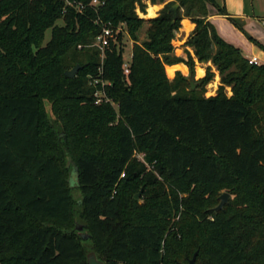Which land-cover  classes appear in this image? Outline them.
I'll use <instances>...</instances> for the list:
<instances>
[{
    "label": "trees",
    "instance_id": "16d2710c",
    "mask_svg": "<svg viewBox=\"0 0 264 264\" xmlns=\"http://www.w3.org/2000/svg\"><path fill=\"white\" fill-rule=\"evenodd\" d=\"M93 1L0 0V264H88L89 249L104 264H185L197 252L206 264H264V66L218 36L209 7L227 14L216 0H151L165 7L150 20L137 14L144 0ZM186 18L196 25L187 45L220 74L215 96L166 74L185 63L194 79L192 56L173 46ZM106 25L123 30L102 61L95 42ZM214 77L207 68L199 86ZM94 78L110 83V103L95 104ZM45 100L54 123H44ZM223 192L229 202L216 212Z\"/></svg>",
    "mask_w": 264,
    "mask_h": 264
},
{
    "label": "crops",
    "instance_id": "0c3cea01",
    "mask_svg": "<svg viewBox=\"0 0 264 264\" xmlns=\"http://www.w3.org/2000/svg\"><path fill=\"white\" fill-rule=\"evenodd\" d=\"M216 3L220 8L225 9L227 14L220 15L214 7H209L210 15L208 21L214 26L218 36L227 44L238 49L246 59L257 58L259 65L264 66L263 48L249 38L255 39L264 47V30H261L259 26L262 24L264 27V9L259 5L258 0H216ZM144 4L146 6L145 12H142L138 7L137 14L140 13V18L145 20L158 17L165 7V4L161 3L152 4L151 0H145ZM151 12H153V15H151ZM230 18L238 19L243 24L245 33L236 27ZM195 28L196 25L190 19L186 18L182 21V27L176 33V38L173 41L174 53L177 57L184 60H188L189 54L192 56L196 64L195 75L197 79H202L209 67L212 72L216 73L217 79L219 77L218 71L212 62L200 63L195 56L193 48L187 45V41L195 31ZM166 71L170 78L175 77L177 73H181L185 77L190 74V70L185 63L166 65Z\"/></svg>",
    "mask_w": 264,
    "mask_h": 264
},
{
    "label": "rangeland",
    "instance_id": "374dc122",
    "mask_svg": "<svg viewBox=\"0 0 264 264\" xmlns=\"http://www.w3.org/2000/svg\"><path fill=\"white\" fill-rule=\"evenodd\" d=\"M145 1V0H144ZM144 1H143V3H144ZM258 3H259V5L260 6H262V8L264 9V0H258ZM140 8V7H139ZM139 15V17H140V13L138 14ZM142 15V14H141ZM151 15H153V12H151ZM144 18V17H143ZM58 25H63V21H59L58 22ZM260 27H261V30H264V27L262 26V24H260L259 25ZM148 27H149V25L148 24H145L142 28H141V30L138 32V37H139V41L140 42H143V41H145L146 39H147V34H146V32H147V30H148ZM181 27H182V24H181ZM179 32V31H178ZM177 33V32H176ZM176 33H175V38H176ZM51 39V30H48L47 31V33H46V38H45V44L49 41ZM189 41V40H188ZM188 41H187V43H188ZM132 45H133V42L131 41V39L129 38V36L128 35H126L125 34V38H124V57H125V61H127L129 58H130V56L132 55ZM173 46H174V44H173ZM192 48V47H191ZM194 50V49H193ZM214 73V72H213ZM166 74H167V76H168V72L166 71ZM215 74V77L213 78V80L209 83V84H207L206 86H204V87H200L199 86V81L201 80V79H197L196 78V75L194 76V79H192V78H190V74H189V76H186L187 78H189L190 80H192V81H194V83H195V87L194 88H192V87H190L187 91L188 92H190V91H196V90H198V95L200 94V95H204V96H206V97H212V96H215L216 94H217V92H218V87L221 85V77H220V74H219V72H218V78L216 79V73H214ZM205 77V76H204ZM203 77V78H204ZM168 78L171 80V81H173L175 78H176V76L175 77H173V78H170L169 76H168ZM187 92V93H188ZM227 93L230 95V93H231V90L230 89H228L227 90ZM52 102L51 101H48V100H45L44 102H43V111H44V123L45 122H47V123H54L55 121H56V117H55V115H54V113H53V110H52ZM56 125V135L58 134L59 135V137L61 138V140H63V144H64V146L65 147H67V143H68V136H67V133L65 132V131H63L61 128H60V126L58 125V123H55ZM48 131V130H47ZM62 143H59V144H57V147H58V149H59V147H60V145H63ZM68 148V147H67ZM66 148V149H67ZM138 159H140L141 161H143L146 165H147V167H148V169H152V166H150L147 162H146V160L143 158V156L142 155H138ZM62 160H63V162H64V164L66 163V158L65 157H63L62 158ZM141 191H143V190H140V192ZM223 193H227V192H223ZM222 193V194H223ZM81 197H82V195H81V192L79 191V190H74L73 191V198H74V201L76 202V205H77V202L81 199ZM229 202V201H228ZM219 204H220V201H219ZM218 204V205H219ZM217 205V206H218ZM76 210L77 211H80V209L78 208V206H76ZM230 215V214H229ZM92 250L91 249H89L88 250V253H90ZM193 258V255L190 257V260ZM185 264H188V262L186 261V262H184ZM196 264H206V263H203L202 261H199V260H197V262H196Z\"/></svg>",
    "mask_w": 264,
    "mask_h": 264
},
{
    "label": "water",
    "instance_id": "95a60500",
    "mask_svg": "<svg viewBox=\"0 0 264 264\" xmlns=\"http://www.w3.org/2000/svg\"><path fill=\"white\" fill-rule=\"evenodd\" d=\"M179 8H180V6L178 4H176L169 11L173 15L174 20H177V18H178ZM81 69H82V67L80 65H78L74 69H72L71 71L66 72V76L70 79H73L76 77V75L79 73V71ZM190 84H191L192 88H194L196 86L194 81H192V80H190ZM68 167L71 168L70 179H69L70 187L73 189H76L79 187L78 171L75 167L72 166V161L70 158L68 159ZM141 195H142V191L138 195H136V199H139L141 197ZM229 199H230V194L223 193L220 196V204L214 210L216 212L222 210L224 208V206L228 203ZM76 229L80 233V236L83 240L90 239V235L88 233L84 232V227L82 225L77 224ZM197 255H198V252L195 253L194 257L191 260H189L188 264H196ZM87 263L88 264H104V262L98 258L97 254L94 250H92L90 253L87 254Z\"/></svg>",
    "mask_w": 264,
    "mask_h": 264
},
{
    "label": "built area",
    "instance_id": "2783aa9c",
    "mask_svg": "<svg viewBox=\"0 0 264 264\" xmlns=\"http://www.w3.org/2000/svg\"><path fill=\"white\" fill-rule=\"evenodd\" d=\"M98 1L94 0L93 1V5H97ZM263 25H264V21H263ZM123 29L120 27H118L117 29H114L111 25H106L103 27L102 29V33L97 37L96 42H95V46L99 47L100 50L102 51V61L104 60V52L105 49L107 47H109L111 45V43H116L117 39H118V35L119 33L122 31ZM131 57L125 61V64L123 66L124 69V73L126 75H128L130 73V62H131ZM249 64L251 65H259V61L257 58H251L249 59ZM102 68L100 69V75H102ZM101 84L102 89L101 90H96L94 93V98H95V104L96 105H100L102 103H110L111 101L107 98L106 93H105V87L107 85H110L109 82H105L103 81V79L100 78H94L92 79V81L90 82V85H92L93 87H96L97 85ZM122 177H124V175H122Z\"/></svg>",
    "mask_w": 264,
    "mask_h": 264
},
{
    "label": "bare ground",
    "instance_id": "6f19581e",
    "mask_svg": "<svg viewBox=\"0 0 264 264\" xmlns=\"http://www.w3.org/2000/svg\"><path fill=\"white\" fill-rule=\"evenodd\" d=\"M153 10H155V9H153Z\"/></svg>",
    "mask_w": 264,
    "mask_h": 264
}]
</instances>
